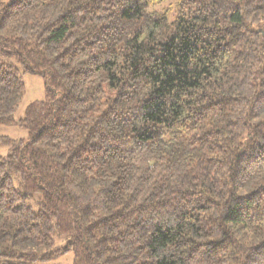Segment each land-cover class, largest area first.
Listing matches in <instances>:
<instances>
[{
    "label": "trees",
    "instance_id": "16d2710c",
    "mask_svg": "<svg viewBox=\"0 0 264 264\" xmlns=\"http://www.w3.org/2000/svg\"><path fill=\"white\" fill-rule=\"evenodd\" d=\"M0 126V264H264V0H0Z\"/></svg>",
    "mask_w": 264,
    "mask_h": 264
},
{
    "label": "rangeland",
    "instance_id": "374dc122",
    "mask_svg": "<svg viewBox=\"0 0 264 264\" xmlns=\"http://www.w3.org/2000/svg\"><path fill=\"white\" fill-rule=\"evenodd\" d=\"M23 81L25 85V92L18 109L14 114L15 120H19L24 117L25 110L29 106V104L34 101H42L45 99L44 81L41 77L34 75H25L23 77ZM0 135L7 136L13 140L28 139V134L17 126H0ZM8 153V147L0 145V157H5L8 155ZM14 182L15 187H18L17 178H14ZM34 200H37V197H35L31 201L33 205V210L37 212L39 206L35 205V203L33 202ZM55 240L57 242V245H64L66 239L64 237L58 238L57 236H55ZM34 264H73V256L72 253L69 252L53 259L52 261L36 262Z\"/></svg>",
    "mask_w": 264,
    "mask_h": 264
}]
</instances>
